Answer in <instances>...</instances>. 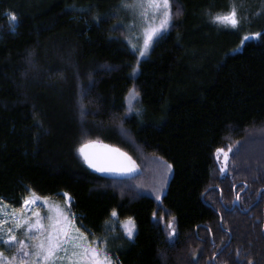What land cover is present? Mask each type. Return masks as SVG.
<instances>
[{"label": "trees", "instance_id": "obj_1", "mask_svg": "<svg viewBox=\"0 0 264 264\" xmlns=\"http://www.w3.org/2000/svg\"><path fill=\"white\" fill-rule=\"evenodd\" d=\"M122 2L0 0V202L67 194L112 264H264V0L237 28L212 18L233 0H172L142 57ZM90 142L135 171L90 167Z\"/></svg>", "mask_w": 264, "mask_h": 264}, {"label": "snow or ice", "instance_id": "obj_2", "mask_svg": "<svg viewBox=\"0 0 264 264\" xmlns=\"http://www.w3.org/2000/svg\"><path fill=\"white\" fill-rule=\"evenodd\" d=\"M242 5L243 0H240L239 5L233 0L227 11L216 13L212 18L217 23L237 28L240 26L242 19H244L238 11V8L242 7ZM122 7L136 12L143 25H145L143 27L142 46L133 45V49L138 51L139 56L142 57L152 43L153 37L169 25L173 16L172 0H123ZM11 20L14 30L16 23L15 13L11 14ZM157 20L159 21L158 23H156ZM251 35L259 37L262 34L257 32ZM249 38V36L244 37V39ZM135 71L136 69L134 68L133 73ZM137 95L138 93L135 89L130 90V100ZM95 145L96 142L82 145L80 152L89 166L97 171H130L132 166H134L131 158L118 148L100 145V147L105 149L101 154H90L85 150ZM217 152L224 154L226 162L228 159L227 152L224 149H217ZM35 202V199L26 198L23 204L28 208ZM53 209L55 210V215L46 217L50 221L47 225L43 223L45 217H42L39 212L33 213L36 217L35 221L23 216H17L15 212L11 213V219L16 229L26 225L25 234L27 240L34 241V243L29 245L24 239H18L13 228L9 227L7 229L9 233L7 237L0 236V244H15L18 246L16 255L19 257V264H57L58 261L60 264H65V262L66 264H112L111 258L104 249L95 246L94 242H83L85 237L79 228L74 229L79 235L73 236L70 233L67 227L70 221L66 217L63 220L61 219L64 213L59 206H52L49 211L51 212ZM112 215L116 216L117 213L113 211ZM6 217V208L0 206V231H3V226L7 222ZM134 227V222L129 218L126 225V234L130 238L133 236ZM171 227L172 224L169 222V228ZM0 264H14V259L6 258L3 252H0Z\"/></svg>", "mask_w": 264, "mask_h": 264}, {"label": "rangeland", "instance_id": "obj_3", "mask_svg": "<svg viewBox=\"0 0 264 264\" xmlns=\"http://www.w3.org/2000/svg\"><path fill=\"white\" fill-rule=\"evenodd\" d=\"M127 11H128L127 12L128 15H129V23L127 25V27H128V40L132 46L134 44H136L137 47L142 46V43H143V27L145 25H143L141 19L139 18L138 14L136 12L129 10V9H127ZM158 22L159 21L157 20L156 23H158ZM27 199H30V200L35 199L36 202L34 204H31L28 208H26L24 206V204L22 203L18 209L11 208V207L7 206L6 204H4L3 202H0V206L5 207L6 212H7V217H6L7 222L3 226V231H0V236L6 238L7 235L9 234L7 232V229L9 227H11V228H13V231L17 235L18 239H24L26 241V243L31 245L34 243V241L27 240V236L25 234L26 225H22L19 229H16V227H15V225L11 219V213L15 212L17 216H23L27 219L35 221L36 217L33 215V213L39 212L42 217H45V219L43 220V223L45 225H47L50 223V221H48L46 219V217L49 215H55L54 209L51 212L49 211L50 207L58 206V205L53 200L42 199V198L35 197V196H30ZM60 200H62L64 202V207L63 208L59 207L60 209L63 210V213H64V216L61 217V219L63 220L64 217H66L70 221V224L67 225L70 233L73 236L79 235L78 233H76L74 231V229L76 228L75 222H74L75 216H73L72 213H70L67 209L70 202H71V199L69 198V196H65V194H62ZM29 208H30V210H29ZM127 223L128 222L124 223L125 228H126ZM84 237H85V235H84ZM83 242L88 243L86 238L84 239ZM17 248H18V246L15 244H10V245L0 244V252H3L4 257H6V258H9L8 254L10 253L11 259H14V264H19V257H17V255H16L17 254ZM57 264H60V262L58 261ZM65 264H66V262H65Z\"/></svg>", "mask_w": 264, "mask_h": 264}, {"label": "water", "instance_id": "obj_4", "mask_svg": "<svg viewBox=\"0 0 264 264\" xmlns=\"http://www.w3.org/2000/svg\"><path fill=\"white\" fill-rule=\"evenodd\" d=\"M87 152H89L90 154H101L105 151V149H103L102 147L100 146H96V147H88L85 149ZM135 171L134 167L132 166L131 170L130 171H99L101 173H104V174H110V175H113V176H125V175H128V174H131ZM237 203H233V205H235Z\"/></svg>", "mask_w": 264, "mask_h": 264}, {"label": "bare ground", "instance_id": "obj_5", "mask_svg": "<svg viewBox=\"0 0 264 264\" xmlns=\"http://www.w3.org/2000/svg\"><path fill=\"white\" fill-rule=\"evenodd\" d=\"M236 206V205H235Z\"/></svg>", "mask_w": 264, "mask_h": 264}]
</instances>
